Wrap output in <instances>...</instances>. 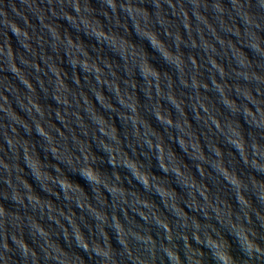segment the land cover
I'll use <instances>...</instances> for the list:
<instances>
[{"label":"water","instance_id":"obj_1","mask_svg":"<svg viewBox=\"0 0 264 264\" xmlns=\"http://www.w3.org/2000/svg\"><path fill=\"white\" fill-rule=\"evenodd\" d=\"M0 264H264V0H0Z\"/></svg>","mask_w":264,"mask_h":264}]
</instances>
